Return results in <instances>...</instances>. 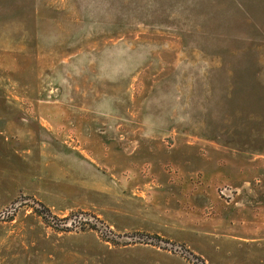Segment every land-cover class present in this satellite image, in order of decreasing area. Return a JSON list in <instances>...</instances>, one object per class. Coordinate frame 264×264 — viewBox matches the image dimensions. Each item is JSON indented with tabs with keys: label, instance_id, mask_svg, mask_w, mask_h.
<instances>
[{
	"label": "rangeland",
	"instance_id": "374dc122",
	"mask_svg": "<svg viewBox=\"0 0 264 264\" xmlns=\"http://www.w3.org/2000/svg\"><path fill=\"white\" fill-rule=\"evenodd\" d=\"M0 100V264H264V0H0Z\"/></svg>",
	"mask_w": 264,
	"mask_h": 264
},
{
	"label": "crops",
	"instance_id": "0c3cea01",
	"mask_svg": "<svg viewBox=\"0 0 264 264\" xmlns=\"http://www.w3.org/2000/svg\"><path fill=\"white\" fill-rule=\"evenodd\" d=\"M3 104L5 106H9L10 102L0 100V106H2ZM4 117L7 119V121H4L2 123L0 122V159L6 164H9V166H0V188H3L5 186V184L1 181L2 178H6L7 176L15 177L18 173H20L19 177L21 178L35 179L36 164L39 166L38 171H40L41 169V154L39 143L40 140L38 139L39 132L36 134L35 131H32L30 136H32L31 138H33V141L25 143V141L29 137V135H27L25 132L26 127L24 128V131H22L18 125H13L12 123L10 124L9 121H12L13 118L11 110H7V115H4L3 118ZM13 122H15L14 119ZM24 124L25 123L23 122V125ZM9 125L11 127L8 129ZM21 128H23V126H21ZM36 139L38 140L37 144L39 145L37 148L38 154L36 152ZM23 142L25 143V145L33 147V149L29 148L26 150V154L30 153L29 155L22 156L18 150V148H21L23 146ZM25 192L29 193V191ZM0 193L3 194L4 192L0 190Z\"/></svg>",
	"mask_w": 264,
	"mask_h": 264
},
{
	"label": "built area",
	"instance_id": "2783aa9c",
	"mask_svg": "<svg viewBox=\"0 0 264 264\" xmlns=\"http://www.w3.org/2000/svg\"><path fill=\"white\" fill-rule=\"evenodd\" d=\"M25 206L24 208L26 209L27 213H38L40 218H44L46 220H48L50 227H54L56 225H59L58 223L60 222H64L62 221H58L56 220V218H54L53 214H51L48 211H45V209H43L40 205L38 204H28L27 202H24ZM4 216L2 215V213H0V218H3ZM89 225V222L85 221V226ZM100 234L102 237H115L114 234L111 232V230H109L108 228L105 227H101V230H99Z\"/></svg>",
	"mask_w": 264,
	"mask_h": 264
},
{
	"label": "trees",
	"instance_id": "16d2710c",
	"mask_svg": "<svg viewBox=\"0 0 264 264\" xmlns=\"http://www.w3.org/2000/svg\"><path fill=\"white\" fill-rule=\"evenodd\" d=\"M45 211H48V210H45Z\"/></svg>",
	"mask_w": 264,
	"mask_h": 264
}]
</instances>
